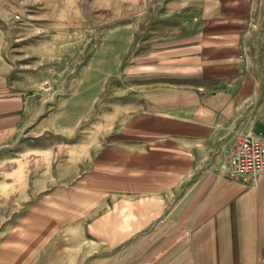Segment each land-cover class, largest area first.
<instances>
[{
    "label": "crops",
    "instance_id": "crops-1",
    "mask_svg": "<svg viewBox=\"0 0 264 264\" xmlns=\"http://www.w3.org/2000/svg\"><path fill=\"white\" fill-rule=\"evenodd\" d=\"M251 8L205 0L198 30L153 50L152 74L178 80L144 85L119 126L26 167L13 264H264V172L253 185L228 176L218 145L263 74L243 38ZM16 93L0 97V140L21 121Z\"/></svg>",
    "mask_w": 264,
    "mask_h": 264
},
{
    "label": "rangeland",
    "instance_id": "rangeland-1",
    "mask_svg": "<svg viewBox=\"0 0 264 264\" xmlns=\"http://www.w3.org/2000/svg\"><path fill=\"white\" fill-rule=\"evenodd\" d=\"M204 6L205 0H0V97L18 89L25 98L20 123L0 140V264L15 263L11 249L24 237L16 231L27 227L26 167L40 170L46 149L63 151L82 134L119 126L138 108L144 85L178 80L152 74L153 50L198 30ZM243 38L263 74L239 107L240 121L218 141L225 161L240 134L264 121V0H252ZM17 173L24 176L19 182Z\"/></svg>",
    "mask_w": 264,
    "mask_h": 264
},
{
    "label": "built area",
    "instance_id": "built-area-1",
    "mask_svg": "<svg viewBox=\"0 0 264 264\" xmlns=\"http://www.w3.org/2000/svg\"><path fill=\"white\" fill-rule=\"evenodd\" d=\"M225 173L246 185L256 183L264 172V133L250 129L235 140L223 164Z\"/></svg>",
    "mask_w": 264,
    "mask_h": 264
}]
</instances>
